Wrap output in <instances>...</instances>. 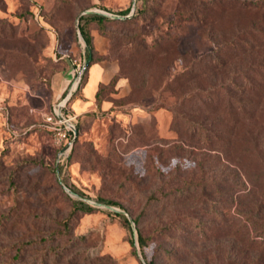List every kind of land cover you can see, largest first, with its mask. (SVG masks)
Listing matches in <instances>:
<instances>
[{"label": "rangeland", "instance_id": "rangeland-1", "mask_svg": "<svg viewBox=\"0 0 264 264\" xmlns=\"http://www.w3.org/2000/svg\"><path fill=\"white\" fill-rule=\"evenodd\" d=\"M210 1L0 0V264H32L58 248L64 260L78 263L240 259L239 225L222 215L221 196L197 202L189 189L166 195L185 188L193 173L202 182L208 177L194 154L204 149L182 143L189 136L184 122L175 126L176 112L206 118L210 108L220 117L227 69L264 58L262 50L237 57L228 49L230 67L212 70L213 60L224 58L221 37L235 35L256 14L220 7L210 16ZM137 11L143 15L136 24L100 27L92 18L126 20ZM69 93L78 132L65 161L44 118ZM184 213L193 221L182 220ZM64 220L67 235L60 234ZM174 221L175 228L165 227ZM44 238L50 241L41 244Z\"/></svg>", "mask_w": 264, "mask_h": 264}, {"label": "trees", "instance_id": "trees-1", "mask_svg": "<svg viewBox=\"0 0 264 264\" xmlns=\"http://www.w3.org/2000/svg\"><path fill=\"white\" fill-rule=\"evenodd\" d=\"M220 7L225 12L243 11L256 14V20L235 35L229 38L221 37L220 55L226 56L228 49L236 51L237 57L248 56L254 51H264V0H211L208 7L211 14L209 15H216ZM128 13L129 10H126L119 15L125 16ZM142 15V11H137L135 16L126 20L109 19L99 14H95L92 18L98 26L102 27L105 21L136 24L139 20L138 17ZM82 20L84 19L81 17L80 22ZM79 30L90 50L92 47L90 37L82 25L79 26ZM210 40H214V37L212 36ZM234 59L217 58L215 61L213 60L211 68L218 74L223 72L227 65L230 67L231 61ZM223 78L225 80L221 86H223V92L227 93L224 96L225 105L220 117L216 115L215 111H209L210 108L205 110L208 112L206 118H201V114L198 116L179 110L176 112L174 121L175 126L184 122V134L189 137L181 138L183 144L187 142L192 144L191 146L195 149H204L199 153L194 152V154L200 158V171L202 172L207 167V180L203 183L200 175L198 180L197 174L193 173L192 179L187 181L185 188H171L166 195L174 198L176 194L190 190L194 193V198H197L195 200L197 202H201L202 197L207 199L209 194L213 198L217 195L221 196L222 215L227 219V222L230 220L238 222V231L242 238L240 259L230 258L229 262L233 264H264V58L248 62L238 70L227 69ZM232 80L239 82L234 85L235 82ZM183 83L179 84V88ZM98 96L99 90L97 89L94 97L97 99ZM221 117H223L222 120H219ZM48 133L52 136L50 131ZM202 184H204L203 187H201ZM197 188H205L211 193L200 194L197 192ZM69 189L71 190L70 187ZM157 193L162 194V190L160 189ZM218 204L217 200L211 203L214 215L218 214L216 209ZM233 205H235V211H232ZM182 220L193 221L192 217L186 213L183 214ZM133 223L135 226L138 225L136 219L133 220ZM177 224L174 221L165 227L175 228ZM61 227L60 234L66 233L67 235L70 231L68 220L61 222ZM201 231L205 232L204 229ZM182 234L184 233L182 232ZM185 234L188 238L194 237V234L188 229ZM46 241L49 242L50 239L44 238L41 240V244ZM137 242L139 247L144 246V238L140 233ZM63 247L67 248L69 244H65ZM59 250L61 248L52 250V254L40 253L37 258L33 259L32 264H95V260L91 263L87 257L83 258L80 263L72 261V259L64 260L65 257L57 253ZM21 253L22 249L19 248L14 258L18 259ZM148 264L154 263L149 262ZM190 264L208 263L205 259L196 258L195 262Z\"/></svg>", "mask_w": 264, "mask_h": 264}, {"label": "built area", "instance_id": "built-area-1", "mask_svg": "<svg viewBox=\"0 0 264 264\" xmlns=\"http://www.w3.org/2000/svg\"><path fill=\"white\" fill-rule=\"evenodd\" d=\"M71 95L72 93H69L60 103L54 105L52 111L44 118L55 145L63 148L58 156L61 160L68 157L77 133L75 124L77 116L66 106Z\"/></svg>", "mask_w": 264, "mask_h": 264}, {"label": "water", "instance_id": "water-1", "mask_svg": "<svg viewBox=\"0 0 264 264\" xmlns=\"http://www.w3.org/2000/svg\"><path fill=\"white\" fill-rule=\"evenodd\" d=\"M79 78H80V75H79ZM64 189H65L69 194H71V192L69 191V189L66 188L65 186H64Z\"/></svg>", "mask_w": 264, "mask_h": 264}, {"label": "crops", "instance_id": "crops-1", "mask_svg": "<svg viewBox=\"0 0 264 264\" xmlns=\"http://www.w3.org/2000/svg\"><path fill=\"white\" fill-rule=\"evenodd\" d=\"M96 92V91H95ZM95 92H94V94H95ZM94 94H93V96H94Z\"/></svg>", "mask_w": 264, "mask_h": 264}]
</instances>
